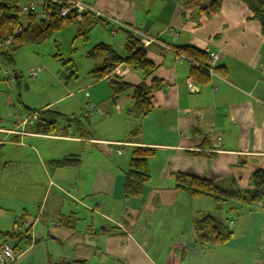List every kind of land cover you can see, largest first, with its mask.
Instances as JSON below:
<instances>
[{
  "label": "crops",
  "instance_id": "1",
  "mask_svg": "<svg viewBox=\"0 0 264 264\" xmlns=\"http://www.w3.org/2000/svg\"><path fill=\"white\" fill-rule=\"evenodd\" d=\"M86 1L96 2L113 18L158 39L159 43L145 48L147 59L156 67L152 74L141 75L134 67L119 64L114 75L133 86L149 87L153 80L159 86L151 93V112L142 117L133 106L132 90L113 98L106 78L92 76L93 84L85 86L92 89L93 101L86 100L84 86L79 85L66 95L38 98L39 106L16 110L13 119L0 125V143H8L16 152L0 159V171L6 163L29 162L32 165L23 172L42 181L38 196L17 183L1 187L9 189L0 193V230H30L31 235V243L18 237L7 240L17 246L14 264H259L264 200L250 205L233 199L191 198L176 187L175 174L251 189L252 173L264 169L261 25L241 0H220L215 13L198 11L199 4L205 6L210 0ZM79 25L84 39H95L93 47L104 43L125 53L126 29L113 35L110 23L86 16L74 24L78 35ZM178 46L219 53L218 75L204 85L193 80L190 64L173 52ZM102 60L93 58V69ZM190 79L196 86L192 91ZM74 95L75 100L69 98ZM84 101L88 108L93 105L88 113L104 115L100 117L111 126L107 133L95 126L93 133L86 131L80 123L58 125L54 134L12 132L21 130L22 119L32 110L54 113L52 108L61 103L65 109L57 114L76 121V107ZM43 143L50 146L46 156L39 153ZM135 146L155 152L147 160L150 179L140 198L123 190ZM55 159H68L70 164H51ZM206 214L229 226L228 242H199L195 221ZM67 216L74 217V227H69L72 222Z\"/></svg>",
  "mask_w": 264,
  "mask_h": 264
},
{
  "label": "trees",
  "instance_id": "2",
  "mask_svg": "<svg viewBox=\"0 0 264 264\" xmlns=\"http://www.w3.org/2000/svg\"><path fill=\"white\" fill-rule=\"evenodd\" d=\"M29 0H26L27 3ZM247 10L252 13V18L261 25L264 33V0H241ZM20 0H0V53L9 58L10 52L28 44H41L52 34L62 29L65 24L74 23L71 19H63L60 15V7L57 4L41 6L37 4L29 14L22 16L19 9ZM198 11L215 13L219 10L220 0H210L205 6L198 5ZM41 10L45 11V19L40 16ZM23 20H26L23 23ZM77 24V23H74ZM83 28L79 25V34H83ZM128 32L124 54L117 52L112 45L99 43L91 48L88 57L103 60L101 64L90 71L91 75L97 79L106 78L112 97H119L122 93L132 90L133 106L137 114L142 117L151 112V93L159 86L155 80L148 87L144 83L131 85L120 76L114 75L119 64H126L134 67L147 76L152 74L156 67L147 59L146 50L141 45L139 38ZM88 32L86 31L85 34ZM86 36V35H85ZM3 45L8 48H1ZM176 49L184 52L192 60L208 65L209 53L194 46H178ZM190 75L199 84H206L210 80V74L201 66H196L190 62ZM217 72L218 68H216ZM36 111V110H34ZM39 117L35 123V131L44 134H54L57 130L58 119L47 112L37 110ZM57 113V112H56ZM60 117V116H59ZM154 149L144 146H135L131 151V160L128 170L125 172L123 190L127 196L142 197L143 187L149 182L147 160L154 155ZM68 159H55L50 163L56 166L68 165ZM176 187L185 191L191 198L212 197L216 201H226L233 199L244 204H255L264 200V169L259 168L252 173L251 189H241L234 182L230 187H224L221 183L211 179L195 176L192 174L177 172L175 174ZM65 219L72 222L74 227V217L67 216ZM195 230L199 242L203 245L223 244L232 237V231L222 220L213 215L206 214L195 221ZM25 231H3L0 230V243L10 238H25L26 243H31V235ZM25 234V236H21ZM4 237V238H3ZM17 247V246H16ZM15 247V248H16ZM53 264H76L53 263Z\"/></svg>",
  "mask_w": 264,
  "mask_h": 264
},
{
  "label": "rangeland",
  "instance_id": "3",
  "mask_svg": "<svg viewBox=\"0 0 264 264\" xmlns=\"http://www.w3.org/2000/svg\"><path fill=\"white\" fill-rule=\"evenodd\" d=\"M25 1L26 0H20L22 4H24ZM91 3H93V6L97 8L103 15H98L97 11L86 12L82 14L81 20L77 21L76 16L69 19L75 23H81L86 16H89L93 21L110 23L111 34L113 35L118 30H121V28L126 29V23L119 21L118 18H113L106 11L98 8L96 2ZM25 22L26 20H23V23ZM142 32L147 36H151L144 31ZM137 37L139 38L143 48H146L153 43H159V41H154L149 44H144V42L141 40V36ZM93 40L95 41L93 37L90 42L89 40L84 39L82 34L78 35L74 24L69 23V25H66L63 27V29H60L59 31L52 34L50 38L41 44H28L15 49L14 51L10 52L9 58H6L0 53V125H3V123H6L7 121L9 122V119H13V114L16 110L20 112L23 109L27 110L26 107H33L34 105L39 106V104H37L39 103L37 102L38 98L41 100L45 95V99L49 100L50 98H54L57 95H66L67 91H76V88L79 85L84 86L83 95L86 96V100L93 101V92L92 89L90 90L89 88L93 84V77L90 73V71L93 69V58L86 56L88 49L93 47ZM3 47L8 48V46L5 47V45H3L1 48ZM173 52L177 54L179 59L185 60L188 64H190V61L187 60L186 57L188 59L191 58H189L184 52L178 49L173 50ZM208 59L210 62L209 57ZM216 63L217 61L212 63L215 74L210 75V77L215 76L218 73L216 70ZM37 66L42 67V71L38 74V76L33 78L29 75V70L32 67ZM137 71L140 72L139 70ZM68 73L72 75L70 80L67 79L69 77ZM141 75H143L142 72ZM76 80L79 81V84L74 85ZM86 84H89V87H86ZM195 87L196 86L194 83L192 84V88L188 86L191 91ZM86 92H88V96L86 95ZM69 98L75 100L76 96L74 95ZM44 101L45 100H43V102ZM84 104H82L80 107H76L77 112L74 114L78 117L76 121H68L67 116L66 118H59V114L56 112L65 109V106L62 103L52 108L54 113H47L51 114V116L55 117L56 119L59 118L58 125L60 126L69 123L75 127V125H77L76 123H80V125L84 127L86 131H91L93 133V126H95L97 131H101L103 134L107 133L109 127L111 129V126L106 124V121L103 119L104 117H100L104 115H100L99 113H97V115L88 113L87 110H89V112H93V105L89 106L88 108V103H85L84 101ZM33 112L39 113L37 110H32V113ZM110 117L114 118V116H105V118ZM95 121H98V124H96ZM26 129L23 132L22 130H14L12 132L16 135H30L32 132H36L35 124ZM40 149L43 151L39 152L40 155L46 156L47 154L44 151L50 150V146L48 143H43ZM6 154H16L15 148L6 142L4 144L0 143V159L6 160ZM30 154H33V151H30ZM30 165L32 164L29 162L6 163L5 169L0 171V193H6V190L9 189V187H1L17 183L19 188L28 187L33 190V196H38L42 189V181L39 177H37V175H35L32 180L29 173L23 172L25 167H30ZM34 167L36 166L34 165ZM51 198L52 195L49 197V201ZM60 223V220L56 221L55 225H59Z\"/></svg>",
  "mask_w": 264,
  "mask_h": 264
},
{
  "label": "built area",
  "instance_id": "4",
  "mask_svg": "<svg viewBox=\"0 0 264 264\" xmlns=\"http://www.w3.org/2000/svg\"><path fill=\"white\" fill-rule=\"evenodd\" d=\"M43 5L48 6L49 4H57L60 7V15L64 19H69L71 17H77V21L82 19V14L86 12H98V15H103L100 11L93 6V3L86 1V0H29L27 3H19L20 14L22 16L27 15L30 11L35 8V6ZM40 16L45 19L46 13L45 11L41 10ZM126 31L133 33L135 36H141L142 42L144 44H149L154 41H158V39L154 36H147L145 35L139 28H135L129 25H126ZM219 53L217 52H210L209 58L210 63L208 65L198 63L192 59H188L191 63L195 64L196 66H201L205 68L210 75L215 74L213 64L219 58ZM42 71V67H32L29 70V75L31 77H36ZM218 75V73H217ZM192 81L188 83V86L192 88ZM39 115L38 113H31L28 116H25L20 124L22 132L28 127L32 126L36 123ZM232 222V221H231ZM230 222V224H231ZM18 252L16 251L13 243L10 241H5L0 243V264H14L18 258ZM259 264H264V245L263 250L259 259Z\"/></svg>",
  "mask_w": 264,
  "mask_h": 264
}]
</instances>
